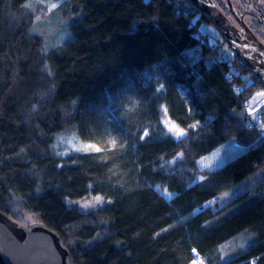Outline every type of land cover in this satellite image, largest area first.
<instances>
[{"label": "trees", "instance_id": "obj_1", "mask_svg": "<svg viewBox=\"0 0 264 264\" xmlns=\"http://www.w3.org/2000/svg\"><path fill=\"white\" fill-rule=\"evenodd\" d=\"M26 1L0 0V210L53 229L69 264H264L263 114L238 102L264 86L214 27L188 0H63L70 38L44 53ZM72 135L99 150L57 152ZM229 141L243 150L199 167ZM92 195L108 202L65 201Z\"/></svg>", "mask_w": 264, "mask_h": 264}, {"label": "water", "instance_id": "obj_2", "mask_svg": "<svg viewBox=\"0 0 264 264\" xmlns=\"http://www.w3.org/2000/svg\"><path fill=\"white\" fill-rule=\"evenodd\" d=\"M188 1L264 86V44L244 14H238L232 1L225 0L236 25L213 0ZM0 264H69V251L44 222L21 224L0 210Z\"/></svg>", "mask_w": 264, "mask_h": 264}, {"label": "rangeland", "instance_id": "obj_3", "mask_svg": "<svg viewBox=\"0 0 264 264\" xmlns=\"http://www.w3.org/2000/svg\"><path fill=\"white\" fill-rule=\"evenodd\" d=\"M216 5L225 3V0H213ZM234 2V7L237 9L239 13H246L244 19L247 24L250 22L252 17V11L254 10L252 4H255L257 7L264 9V0H231ZM219 2V3H218ZM52 4H56V7H51ZM63 0H27L24 3V8L28 12L32 13L34 16V21L31 27V31L39 35L43 38V52L48 53L61 44H63L67 39L70 38L69 25L71 24L73 18L69 13L67 6L63 5ZM226 4V3H225ZM219 6V5H218ZM228 13V12H227ZM229 14V13H228ZM249 14V15H248ZM231 17V15L229 14ZM256 19V18H254ZM234 23L236 21L233 18ZM250 25V24H249ZM254 25V24H252ZM250 25V26H252ZM258 37V35H257ZM262 43L264 44V36L261 34L260 37ZM220 44V50H222L225 54L228 53L227 46L221 40L218 41ZM220 56V55H219ZM253 95H249L247 97L248 104L245 106V112L248 117L256 119V114H258L261 110L260 108L264 107V89L255 90ZM256 94H259L258 101L256 99ZM255 116V117H254ZM166 125L169 131L174 135H177V130H182L178 127L173 121L167 120ZM259 130L261 136L264 138V121H259L258 123ZM183 132V130H182ZM91 145L92 147H86ZM55 149L60 154H68L72 152L85 153V152H93L97 149L99 150L100 146L93 142L82 141L76 135L72 136H61L57 138L55 144ZM243 150L242 147L235 144L233 141H229L228 143L220 146L210 154L204 156L199 159L198 165L200 168L205 169H214L222 166L227 161L231 160L235 156H237ZM161 193L167 198H171L172 194L168 191L162 189ZM235 196L234 193H225L222 196L218 197L220 199V204H224L228 202L231 198ZM96 197H101L99 202L96 201ZM66 204L69 207H76L81 211H88L95 207L104 205L108 202L106 198L101 195H92L85 199L79 198H65ZM15 216L12 214L10 217L21 223L27 224L36 221L34 216L30 213L19 211L17 204L13 205L12 208ZM196 264H201L197 263Z\"/></svg>", "mask_w": 264, "mask_h": 264}, {"label": "built area", "instance_id": "obj_4", "mask_svg": "<svg viewBox=\"0 0 264 264\" xmlns=\"http://www.w3.org/2000/svg\"><path fill=\"white\" fill-rule=\"evenodd\" d=\"M187 16V13H186ZM187 18V17H186ZM189 25L193 26V23L189 21ZM194 37L198 39L201 43H203L208 49L211 51L212 54V61L215 62L216 64H220L222 62V58L214 52V46L216 45V42L214 41L213 37L203 31H194ZM225 78H229L225 76ZM236 92H240L241 89H236ZM241 109L245 112V106L248 104L247 99H242V101H238ZM246 113V112H245ZM263 116L258 115V120L261 119Z\"/></svg>", "mask_w": 264, "mask_h": 264}, {"label": "flooded vegetation", "instance_id": "obj_5", "mask_svg": "<svg viewBox=\"0 0 264 264\" xmlns=\"http://www.w3.org/2000/svg\"><path fill=\"white\" fill-rule=\"evenodd\" d=\"M252 7H253L254 10L252 11V14H250V15H252V17H254V18H257V20L260 19L259 23H263L264 22V9H261L260 7H257L255 4H252ZM219 8L233 21V17L231 15V13L229 12V10L227 9V6H226L225 3H224V5L222 4V7H219ZM236 11H237V9H236ZM227 12L231 15V17L229 16V14ZM237 13L241 14L242 12L239 13L237 11ZM244 16H245V14H244ZM236 25H237V23H236ZM255 30H256L257 35H258L259 34L258 32H260V29L256 26ZM260 41H261V39H260Z\"/></svg>", "mask_w": 264, "mask_h": 264}, {"label": "snow or ice", "instance_id": "obj_6", "mask_svg": "<svg viewBox=\"0 0 264 264\" xmlns=\"http://www.w3.org/2000/svg\"><path fill=\"white\" fill-rule=\"evenodd\" d=\"M51 7L55 8L56 7V4H52ZM262 95H264V93H262ZM182 134H183L182 130H177V135H182ZM86 147H92V146L91 145H88ZM95 199H96L97 202H99L101 200V197H96ZM193 251H195V249ZM193 264H196V261L195 260L193 261ZM201 264H202V262H201Z\"/></svg>", "mask_w": 264, "mask_h": 264}, {"label": "crops", "instance_id": "obj_7", "mask_svg": "<svg viewBox=\"0 0 264 264\" xmlns=\"http://www.w3.org/2000/svg\"><path fill=\"white\" fill-rule=\"evenodd\" d=\"M254 93H255V92H254ZM254 93H253V94H254ZM253 94H252V95H253ZM255 96H256V99H257V101H258L259 94H256ZM260 110H261L260 113H262L263 116H264V107H263V108H260ZM262 121H264V117H263Z\"/></svg>", "mask_w": 264, "mask_h": 264}]
</instances>
